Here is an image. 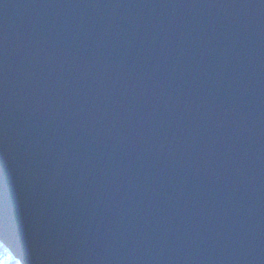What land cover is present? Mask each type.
Returning <instances> with one entry per match:
<instances>
[{"label":"water","instance_id":"95a60500","mask_svg":"<svg viewBox=\"0 0 264 264\" xmlns=\"http://www.w3.org/2000/svg\"><path fill=\"white\" fill-rule=\"evenodd\" d=\"M0 236L264 264V0H0Z\"/></svg>","mask_w":264,"mask_h":264},{"label":"bare ground","instance_id":"6f19581e","mask_svg":"<svg viewBox=\"0 0 264 264\" xmlns=\"http://www.w3.org/2000/svg\"><path fill=\"white\" fill-rule=\"evenodd\" d=\"M8 253L9 250L7 249V247L4 246L3 242L0 240V260H2L5 257H9L11 259Z\"/></svg>","mask_w":264,"mask_h":264}]
</instances>
